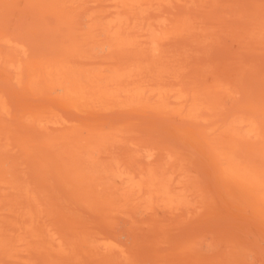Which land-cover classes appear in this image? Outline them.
Returning <instances> with one entry per match:
<instances>
[{"label": "bare ground", "instance_id": "6f19581e", "mask_svg": "<svg viewBox=\"0 0 264 264\" xmlns=\"http://www.w3.org/2000/svg\"><path fill=\"white\" fill-rule=\"evenodd\" d=\"M0 264H264V0H0Z\"/></svg>", "mask_w": 264, "mask_h": 264}]
</instances>
